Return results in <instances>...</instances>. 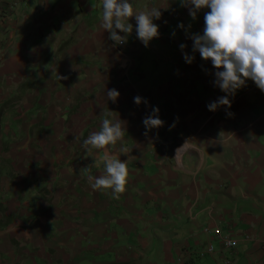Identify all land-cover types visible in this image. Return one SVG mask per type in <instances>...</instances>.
<instances>
[{"label":"crops","instance_id":"obj_1","mask_svg":"<svg viewBox=\"0 0 264 264\" xmlns=\"http://www.w3.org/2000/svg\"><path fill=\"white\" fill-rule=\"evenodd\" d=\"M133 6L137 11L160 7L161 18L154 21L160 35L146 47L158 60L151 74L139 60L145 49L136 37L134 18L127 42L114 44L101 27L102 0H0V107L11 97L27 99L23 114L33 118L21 129L29 142H36V133L28 129L36 125L37 115L55 109L48 104L52 91L57 97L66 93L56 88L58 83H75L71 88L100 97L117 90L108 109L111 118L120 119L126 132L137 127L144 133V138L122 141L137 153L140 145L148 158L113 150L131 168L124 191L114 196L110 189L99 190L96 204L83 206L79 233L91 231L79 242L78 264H263L264 93L249 80L230 97V108L209 111L206 105L224 93L213 84L210 60L193 53L188 38L202 33L208 10L193 20L179 0H133ZM181 43L186 45L183 53L194 56L191 63L185 62ZM125 57L129 68L123 71ZM139 93L148 104L133 108ZM153 107L162 116L161 126L146 132L142 122H129L134 114L142 121ZM187 140L195 147L174 156ZM85 155L79 156L96 160ZM138 157L147 169L135 174ZM93 173L99 176L104 170ZM87 177L81 179L91 187ZM205 226L229 235L232 248L205 235ZM208 244L214 246L211 254L203 253ZM202 256L206 261L198 263Z\"/></svg>","mask_w":264,"mask_h":264},{"label":"rangeland","instance_id":"obj_2","mask_svg":"<svg viewBox=\"0 0 264 264\" xmlns=\"http://www.w3.org/2000/svg\"><path fill=\"white\" fill-rule=\"evenodd\" d=\"M143 48L139 60L148 64L151 74L157 70V55L145 46ZM120 64L122 67V61ZM128 68L129 61L122 70ZM74 84L65 83L64 87L57 84V89L61 87L66 91L63 97H57L52 91L48 104L55 108L53 113H45L42 109L35 117L36 125L28 129L29 133H36V142H29V136L21 129L33 118V115L23 114L27 99L11 97L0 107V264H78L79 242L91 231L82 229L79 233L83 206L93 207L97 196L102 194L85 186L81 176H94L93 171L104 170L100 157L106 151L112 154L114 148L130 151L132 155L144 154L148 158L140 145L137 153L120 140L106 150L96 149V160L89 161L88 152L77 138H86L97 131L103 119L102 110L108 112L112 105L106 96L71 88ZM138 96L142 98V104H148L143 102L146 100L143 95L139 93ZM130 117L134 119L129 121L133 125L142 122L136 114ZM45 124L48 127L43 128ZM135 128L126 132L123 138H144L143 131ZM85 153L86 157L81 159L79 155ZM187 157L185 155L183 159ZM140 160L135 159L133 164L135 174L147 169ZM201 160L204 164L208 162L206 156ZM86 238L92 240L89 238L94 236ZM90 245L92 247V243ZM199 258L198 263L206 261L203 256Z\"/></svg>","mask_w":264,"mask_h":264},{"label":"clouds","instance_id":"obj_3","mask_svg":"<svg viewBox=\"0 0 264 264\" xmlns=\"http://www.w3.org/2000/svg\"><path fill=\"white\" fill-rule=\"evenodd\" d=\"M181 7L188 10L189 16L195 20L203 9L204 26L202 33H192L188 38L192 41V52H198L201 59L211 62L215 69L213 84L224 95L206 105L209 111H215L220 106L231 107L230 97L245 87L251 80L264 93V0H179ZM160 7L145 8L143 11L134 9L133 0H102L101 27L109 33L108 39L116 45L127 42L133 32L137 39L147 47L153 38H158L159 25L154 21L161 18ZM178 27L184 28L182 23ZM190 27V26H189ZM123 33V35L118 34ZM182 53L186 45H179ZM185 62L191 63L194 56L183 53ZM107 101L116 102L119 92L109 89L105 92ZM140 104L142 98H133ZM147 103L146 100L143 101ZM159 109L152 108L142 124L146 132L163 124L158 115ZM99 129L81 140V145L90 156L93 150L115 145L126 133L124 123L111 118V112H103ZM188 140L179 146L175 155L182 149L194 148ZM127 151L121 149L120 154ZM96 158V157H95ZM104 173L99 176L87 177L90 186L97 190H111L112 195L122 193L128 178L127 159L120 155L105 152L102 157Z\"/></svg>","mask_w":264,"mask_h":264},{"label":"built area","instance_id":"obj_4","mask_svg":"<svg viewBox=\"0 0 264 264\" xmlns=\"http://www.w3.org/2000/svg\"><path fill=\"white\" fill-rule=\"evenodd\" d=\"M127 62L128 59L123 58L122 60V68H126L127 67ZM203 233L207 234V235H213L215 237L221 238L222 240V244L224 246V248H232L234 241L233 239L229 236V235H221L218 230H214V226H205L203 228ZM260 248L262 250L263 253V264H264V242L260 243ZM214 252V246L212 244H208L206 246V249L203 253H207V254H211ZM211 264H217V263H211ZM223 264H230L229 260H224Z\"/></svg>","mask_w":264,"mask_h":264}]
</instances>
